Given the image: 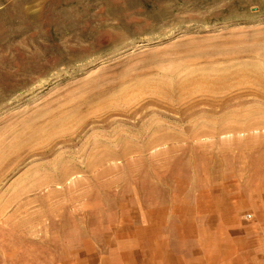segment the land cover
<instances>
[{
    "label": "rangeland",
    "instance_id": "374dc122",
    "mask_svg": "<svg viewBox=\"0 0 264 264\" xmlns=\"http://www.w3.org/2000/svg\"><path fill=\"white\" fill-rule=\"evenodd\" d=\"M216 215L264 231V0H0V264H120L161 218L196 255Z\"/></svg>",
    "mask_w": 264,
    "mask_h": 264
},
{
    "label": "crops",
    "instance_id": "0c3cea01",
    "mask_svg": "<svg viewBox=\"0 0 264 264\" xmlns=\"http://www.w3.org/2000/svg\"><path fill=\"white\" fill-rule=\"evenodd\" d=\"M250 216L248 214V218ZM216 218L218 221L214 225L213 249L203 248L200 252L198 250V247L202 248L200 243L194 251L196 255H176L178 252L171 248V244L165 238V222L161 218L156 221L158 232L152 242L154 246L151 247L150 252L143 251L135 258L126 255V259L121 258L120 255L119 262L120 264H264V231L257 236L253 233V229L249 228L250 225L241 220L224 219L222 215H216ZM228 225L232 227L231 233H239L241 229L244 230V233L235 238L231 236L229 240H224L219 234L223 233L224 227Z\"/></svg>",
    "mask_w": 264,
    "mask_h": 264
}]
</instances>
